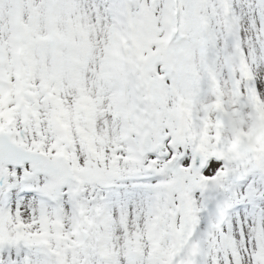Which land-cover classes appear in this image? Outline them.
<instances>
[{
    "label": "snow or ice",
    "instance_id": "1",
    "mask_svg": "<svg viewBox=\"0 0 264 264\" xmlns=\"http://www.w3.org/2000/svg\"><path fill=\"white\" fill-rule=\"evenodd\" d=\"M0 264H264V0H0Z\"/></svg>",
    "mask_w": 264,
    "mask_h": 264
}]
</instances>
